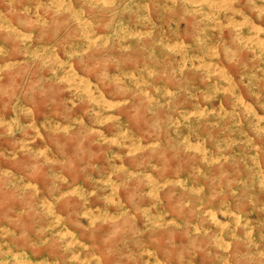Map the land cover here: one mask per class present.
Wrapping results in <instances>:
<instances>
[{
	"label": "rangeland",
	"instance_id": "1",
	"mask_svg": "<svg viewBox=\"0 0 264 264\" xmlns=\"http://www.w3.org/2000/svg\"><path fill=\"white\" fill-rule=\"evenodd\" d=\"M0 264H264V0H0Z\"/></svg>",
	"mask_w": 264,
	"mask_h": 264
}]
</instances>
